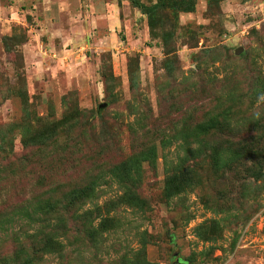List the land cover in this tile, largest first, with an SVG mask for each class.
Returning a JSON list of instances; mask_svg holds the SVG:
<instances>
[{"label":"rangeland","instance_id":"obj_1","mask_svg":"<svg viewBox=\"0 0 264 264\" xmlns=\"http://www.w3.org/2000/svg\"><path fill=\"white\" fill-rule=\"evenodd\" d=\"M167 27L170 58L128 0H0V264L17 263L15 235L29 254L24 206L88 186L38 264H264V0H198ZM225 112L221 147L186 154ZM149 149L139 184L112 179ZM183 159L191 174L168 183Z\"/></svg>","mask_w":264,"mask_h":264},{"label":"trees","instance_id":"obj_2","mask_svg":"<svg viewBox=\"0 0 264 264\" xmlns=\"http://www.w3.org/2000/svg\"><path fill=\"white\" fill-rule=\"evenodd\" d=\"M128 1L134 8L139 9L142 14L147 16L148 25L152 34L156 35L155 32L157 29H161L160 36L162 38L165 53L168 58L174 55V34L173 31L167 26L173 27L176 23V18L178 15L195 12L198 0H156L154 3L150 4L144 3L143 0ZM163 13L167 14L165 18H163ZM169 60L170 59L166 60V64H168V66L171 65ZM222 114L223 113L217 115L216 118H210L208 123H206L204 126L197 124L195 127H193V134H189L190 139H183V146L185 148L186 154L193 152V150L190 148V145L194 143L204 144L203 146H205V149L212 148L211 150H213V152L216 150V147H221L223 142L220 137L224 134V130L217 127V124L222 122L221 119H224L226 112L223 116ZM185 126L187 127V124H185ZM198 130L200 131V135H197ZM40 140L41 141L39 142L44 143L45 145H47V143L53 144L55 146L58 144V140L51 136L48 137L47 140ZM228 144L229 147L235 146V143L232 140L231 142L228 140ZM9 154L10 153L8 152L7 154L0 155V159L6 160V157ZM230 159H232V157ZM183 161L184 159L180 162L181 167L174 169L173 174L171 171L168 183H170L179 174L187 178L188 174H191L190 172L192 171V167L183 165ZM144 162L150 163L151 166L155 165V149H149L145 151L140 150L138 153L131 155L130 158L125 159L122 164L112 167L111 170H109V173L111 174L112 179L123 188L124 186L132 183L136 186L141 181L142 173L144 174L142 166ZM263 177L264 175L262 174L261 178ZM94 194V188L92 186H88L81 190H72L65 199L62 197L53 199V197L50 195L51 197L49 196L35 200L34 202H29L26 205L28 208L24 206L22 208L21 214L27 217L29 222L36 226V229L32 236L33 242L29 243V254L27 252L28 247H26V240L28 238L30 239L31 235L23 234L22 237H20V234H18L14 236L13 243L16 247H18V249H16L14 252L17 261L16 264H38V262L42 260V257L37 256L38 254L48 252L51 247L60 246V241L58 239L60 237V230L62 229L59 225V218L65 213L71 215L72 217L80 218L79 216H76V213H78L87 202L91 201L95 197ZM137 195L132 191H127L124 193V197H127L132 203L140 202L139 200H142L138 193ZM126 204L130 205V203ZM29 222L27 223L29 224ZM91 231V227H88V225L81 228L77 233L74 234V239L76 240L75 243L78 245L81 243L89 245V239H91L90 237L92 236ZM30 252L33 254L32 256H30Z\"/></svg>","mask_w":264,"mask_h":264},{"label":"water","instance_id":"obj_3","mask_svg":"<svg viewBox=\"0 0 264 264\" xmlns=\"http://www.w3.org/2000/svg\"><path fill=\"white\" fill-rule=\"evenodd\" d=\"M179 264H187V263L180 260Z\"/></svg>","mask_w":264,"mask_h":264},{"label":"flooded vegetation","instance_id":"obj_4","mask_svg":"<svg viewBox=\"0 0 264 264\" xmlns=\"http://www.w3.org/2000/svg\"><path fill=\"white\" fill-rule=\"evenodd\" d=\"M179 261H180V259H177V260H176V263L179 264Z\"/></svg>","mask_w":264,"mask_h":264}]
</instances>
